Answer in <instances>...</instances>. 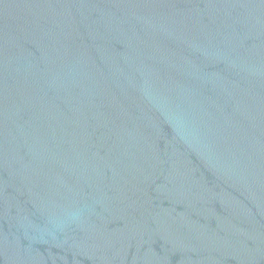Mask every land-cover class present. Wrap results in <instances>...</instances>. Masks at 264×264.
<instances>
[{
  "label": "water",
  "instance_id": "95a60500",
  "mask_svg": "<svg viewBox=\"0 0 264 264\" xmlns=\"http://www.w3.org/2000/svg\"><path fill=\"white\" fill-rule=\"evenodd\" d=\"M0 264H264V0H0Z\"/></svg>",
  "mask_w": 264,
  "mask_h": 264
}]
</instances>
